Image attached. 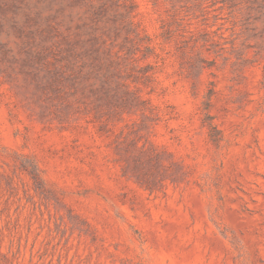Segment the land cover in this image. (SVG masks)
I'll list each match as a JSON object with an SVG mask.
<instances>
[{
  "label": "rangeland",
  "instance_id": "obj_1",
  "mask_svg": "<svg viewBox=\"0 0 264 264\" xmlns=\"http://www.w3.org/2000/svg\"><path fill=\"white\" fill-rule=\"evenodd\" d=\"M0 264H264V0H0Z\"/></svg>",
  "mask_w": 264,
  "mask_h": 264
}]
</instances>
